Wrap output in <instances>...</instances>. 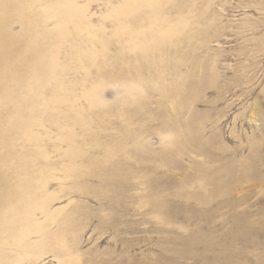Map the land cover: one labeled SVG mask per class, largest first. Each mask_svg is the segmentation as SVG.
Segmentation results:
<instances>
[{"label": "rangeland", "instance_id": "rangeland-1", "mask_svg": "<svg viewBox=\"0 0 264 264\" xmlns=\"http://www.w3.org/2000/svg\"><path fill=\"white\" fill-rule=\"evenodd\" d=\"M1 259L264 264V0H0Z\"/></svg>", "mask_w": 264, "mask_h": 264}, {"label": "bare ground", "instance_id": "bare-ground-1", "mask_svg": "<svg viewBox=\"0 0 264 264\" xmlns=\"http://www.w3.org/2000/svg\"><path fill=\"white\" fill-rule=\"evenodd\" d=\"M1 260H2V259H1ZM5 260L8 261V259H5ZM6 261H5L4 263H7ZM9 262L11 263V261H9ZM0 263L4 264V263H3V260H2V262L0 261Z\"/></svg>", "mask_w": 264, "mask_h": 264}]
</instances>
